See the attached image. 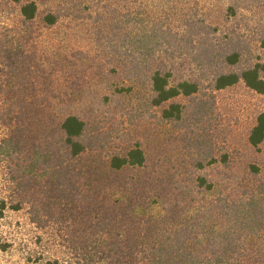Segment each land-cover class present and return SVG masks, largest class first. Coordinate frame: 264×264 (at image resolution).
Returning a JSON list of instances; mask_svg holds the SVG:
<instances>
[{"label": "rangeland", "instance_id": "rangeland-1", "mask_svg": "<svg viewBox=\"0 0 264 264\" xmlns=\"http://www.w3.org/2000/svg\"><path fill=\"white\" fill-rule=\"evenodd\" d=\"M255 66L264 78V0H0V264H81L98 240L169 250L207 232L217 246L239 235L264 264V142L249 143L264 96L216 88ZM156 71L198 91L158 106ZM70 116L84 123L77 156ZM137 148L142 165L113 167Z\"/></svg>", "mask_w": 264, "mask_h": 264}, {"label": "trees", "instance_id": "trees-1", "mask_svg": "<svg viewBox=\"0 0 264 264\" xmlns=\"http://www.w3.org/2000/svg\"><path fill=\"white\" fill-rule=\"evenodd\" d=\"M15 3H20L21 0H10ZM38 12L36 2L31 1L21 6V14L27 21L35 19ZM46 20L49 23L54 22L52 15H47ZM237 56L229 57L231 63H235ZM263 68L255 66L254 68L243 71L240 75L236 73L223 74L216 80L217 89H225L235 86L240 81L252 91L264 96V78L262 77ZM172 76L170 73H162L156 71L152 76V88L154 92V103L162 105L169 102L178 96H190L198 91L197 84L190 81H181L176 85L172 84ZM181 107L179 105H172L169 110H165L164 114L170 118L179 116ZM84 123L77 117H67L62 123V130L66 136V143L70 146L71 152L74 156L82 152V146L79 138L83 132ZM264 142V113H261L256 125L249 135V143L252 147L258 149ZM144 163V155L139 148L132 150L127 158H115L112 162L113 167L119 169L126 165H142ZM205 181L204 179L202 180ZM212 189L213 186H208ZM17 209H19V206ZM7 209L4 202L0 203V219L4 217V212ZM210 235L207 232L205 239H199L195 244H189L184 241L179 246L172 249H166V245H159V240L156 239L154 243H145L147 248L142 250L136 247L132 250L126 248L113 247L111 249L106 247L105 240H98L94 245L88 246L81 252V264H248V261L254 259L253 254L247 251L246 248L239 245L241 237L237 234H227L222 236V245L217 246V242L208 238ZM162 242V241H160ZM165 243L169 245L174 242L170 237L164 239ZM171 243V244H170ZM142 244V242H141ZM168 246V245H167ZM256 258L259 259V254L256 253ZM262 259H264V254ZM28 264H64L59 259L46 258L39 256L33 259L31 256L26 258Z\"/></svg>", "mask_w": 264, "mask_h": 264}]
</instances>
